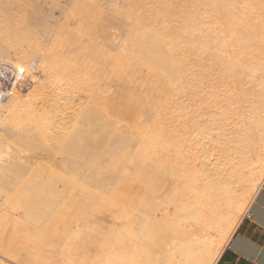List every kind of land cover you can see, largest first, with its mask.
<instances>
[{
  "label": "bare ground",
  "instance_id": "bare-ground-1",
  "mask_svg": "<svg viewBox=\"0 0 264 264\" xmlns=\"http://www.w3.org/2000/svg\"><path fill=\"white\" fill-rule=\"evenodd\" d=\"M0 63L14 82L1 126L28 77L35 106L72 109L32 138L9 123L26 153L0 138V170L21 166L0 196L27 222L0 227V255L17 234L76 228L84 264L217 263L264 183V0H0Z\"/></svg>",
  "mask_w": 264,
  "mask_h": 264
},
{
  "label": "rangeland",
  "instance_id": "rangeland-1",
  "mask_svg": "<svg viewBox=\"0 0 264 264\" xmlns=\"http://www.w3.org/2000/svg\"><path fill=\"white\" fill-rule=\"evenodd\" d=\"M34 10H35V14L36 15H38V14H40L42 11H44L45 13H47L48 12V9L46 10H38V8H35V7H32ZM32 8H30V10L32 9ZM31 10V11H29V12H31V13H33L34 14V10ZM17 10H20L19 9V7L18 8H16V12H14V14H16L17 13ZM29 10V9H28ZM40 12H38V11ZM28 13H26V15H27ZM32 14V15H33ZM59 14V12H56L55 13V17H60V15H58ZM29 15H30V13H29ZM33 16H35V15H33ZM27 17H28V15H27ZM13 52H12V50H11V53H10V56H12L11 58H12V61H14L15 62V58L13 59V57H14V53L12 54ZM27 81L25 82V84H23V86L21 87L22 89H20V91H21V93H22V96H24L25 97V99H24V97L22 98L23 100H25V104L19 109V111H18V113L14 116V121H13V118H12V120H11V118H10V120L8 119V120H5V121H3L2 123L4 124V125H0V138H7L6 140L4 139V142H3V144L5 143H7L6 145H5V147L7 146V147H13L14 149H15V151H19V152H23V149L21 150V148L23 147V148H25V147H27L28 146V148H26V149H24V153H26V152H28V151H30V149H29V144L27 143L26 144V142L27 141H25V140H23V141H19V143L17 144V142H15V143H11V144H14V145H11L10 144V142L13 140H11V139H9V138H12V137H14V138H25L26 137V135L27 136H29V137H26V138H32L31 137V135H32V133L33 132H35L34 130H36V124H34V123H37V121L39 120V118H45L46 117V119L48 118H50V116H51V118L54 116V117H56V118H58L59 120L62 118V117H68L69 116V114L71 113V111H72V109L70 108V106H68V105H61V107L60 106H48V107H45V109H41V107H37V106H39L38 105V103H39V101H37V99L35 98V100H32L31 99V97L30 96H32V92L34 91V84L31 82V80H30V77H28L27 79H26ZM30 80V81H29ZM47 84V87H46V89H47V91H49L50 90V88L51 89H53V85H52V83H49L48 81L46 82ZM26 86V87H25ZM51 86V87H50ZM23 87H25V88H23ZM28 87V88H27ZM32 92H31V91ZM26 93H28V94H26ZM29 93H31V94H29ZM25 95H27V96H25ZM41 97V96H40ZM34 99V98H33ZM10 102L11 100H8V99H6L4 102H3V104H5L6 102ZM65 104V103H64ZM35 105H37V106H35ZM63 106V107H62ZM53 107V108H52ZM67 107V108H66ZM48 108H49V110L50 109H52L51 111H49L48 110ZM36 109V110H35ZM40 109V110H39ZM48 110V112H47V110ZM57 109H58V111H57ZM31 111L30 113H28V111ZM44 110H45V113H44ZM27 111V113H25ZM33 111V112H32ZM42 111H43V113H42ZM57 112V113H56ZM70 112V113H69ZM21 113V115L22 114H24L25 115V117L27 118V120H28V123H26L27 121H25L26 120V118L24 117V115H22V116H20L19 114ZM36 113V114H35ZM41 113H42V116H41ZM56 113V114H55ZM48 114L50 115V116H48ZM59 114V115H58ZM67 114V115H66ZM18 115V116H17ZM36 116L35 118H33L34 116ZM44 115V116H43ZM62 115V116H61ZM48 116V117H47ZM18 117H20L19 118V120H18ZM21 117H24V120H22V118ZM29 117V118H28ZM61 117V118H60ZM17 119V120H16ZM34 119V120H33ZM38 119V120H37ZM15 120H16V123H15ZM7 121H10V122H7ZM23 121V122H22ZM34 121V122H33ZM6 122V123H5ZM20 122H21V124H20ZM33 122V123H32ZM1 123V124H2ZM9 123H13V126H15V127H18L20 130L21 129H23V130H21V133H20V135L18 136H12V134L10 135V133L8 132L9 131ZM22 123H23V125L25 126V128H24V126H22ZM20 124V126H18ZM27 126H26V125ZM28 124H31V126H29L28 127ZM7 125V126H6ZM10 125H12V124H10ZM6 127H8V129L6 128ZM31 128H33V129H31ZM7 130V131H6ZM28 130V131H27ZM32 130V131H31ZM25 131H27V133L25 132ZM53 131V132H52ZM56 131V129L55 128H53L52 130H51V132H50V134H49V136H53L54 134V132ZM7 132H8V134H7ZM24 134H23V133ZM28 132H29V134H28ZM37 132V131H36ZM52 133V134H51ZM7 134V135H6ZM35 134V133H34ZM33 134V135H34ZM8 135H10V137H8ZM21 135H23L22 137H21ZM25 135V136H24ZM12 136V137H11ZM8 139H9V142H8ZM6 141V142H5ZM20 142H21V144H20ZM23 142H25V143H23ZM3 144H0V146L2 147V146H4ZM17 144V145H16ZM25 145V147H24V145ZM19 146V149L17 148V147ZM6 147V148H7ZM16 147V148H15ZM21 147V148H20ZM6 149H4V147H2L1 148V150H0V152L1 151H5ZM25 150H26V152H25ZM57 151H60V154L59 155H61V156H66V155H68L65 151H61V150H57ZM74 154V152H72V154H71V152H70V155H73ZM72 158H73V156H72ZM105 158H102L101 160H100V164H104L105 163ZM3 169L5 168V167H3V166H1ZM0 167V168H1ZM16 167V168H15ZM17 167H21L20 165L18 166H13L12 168H13V170H11V168H7V169H5V170H0V180H4V179H6V177L8 176V174H9V176H11V175H13V174H15L17 171H19V169L17 170ZM8 169H10V170H8ZM6 170H8V174H7V171ZM16 170V171H15ZM10 171V172H9ZM20 172H21V168H20ZM25 171H22V173H24ZM7 174V175H6ZM8 176V177H9ZM76 190V192L79 194L80 192V190L81 189H79V188H75ZM79 190V191H78ZM74 192V191H73ZM76 192H74L73 193V195L75 196V195H77V193ZM6 196V194H3L2 196H0V227H4L5 225H6V222L8 221V220H10V219H13V217H14V219L13 220H16L17 219V221L19 220V223H27V222H25V220H26V218H25V215L24 214H22V212L19 210V211H12V207L14 208V206L17 208H19V207H21V206H18V205H20V204H18L17 205V201H16V198L18 199V197H17V195L15 194V193H10V194H7V196ZM15 196V197H14ZM69 198V197H68ZM68 198H64V202H66V200H68ZM73 198V197H72ZM7 201V203H5ZM70 201V200H69ZM9 202V203H8ZM37 202V200L35 199H30V200H28V203L24 206V207H26V208H28V209H36L37 208V205H38V203H36ZM6 205H5V204ZM9 206H8V205ZM14 206H13V205ZM17 205V206H16ZM11 206V208H9ZM57 206H58V208H56L55 209V212H57L58 211V209H59V203L57 202ZM2 212V213H1ZM4 212V213H3ZM7 212V213H6ZM10 212H11V214H10ZM13 212V213H12ZM246 215V214H245ZM244 215V216H245ZM23 216V217H22ZM16 218V219H15ZM24 218V219H23ZM40 218V219H39ZM35 222H36V224H38L37 223V221L39 222V224L37 225V226H39V227H41V228H43V227H45L46 226V224H47V222L49 221L48 220V218H47V216L46 217H39ZM244 218V217H243ZM2 225V226H1ZM61 229L63 228V226H59ZM77 229L75 228L74 229V231L71 233V236H67V235H70V233L68 234V233H66L65 232V234H64V232H63V234H56L55 236L54 235H50V236H46V237H43L42 239H39V238H32V237H29V235L28 234H23V233H20V234H17L16 235V237H14L13 238V241L16 243V244H18L15 248H12V249H7L6 250V255L5 254H1L0 255V264H62V262H60L61 260V257H60V253H61V251L64 249L65 250V245L67 244V241L68 240H71L70 238H74L73 239V242L75 243L74 244V247L71 249V250H69V256H66V257H64L63 258V260H65V262H64V264H84V262H87L88 261V257L90 256L89 255V252H87L86 251V249H88V247H86V245L88 246V244H89V235L88 236H86L87 235V231L85 232V230H78V231H76ZM84 232V233H83ZM67 234V235H66ZM77 235H79L78 237H76ZM76 238V239H75ZM66 239H68V240H66ZM82 246H84L83 248H82Z\"/></svg>",
  "mask_w": 264,
  "mask_h": 264
},
{
  "label": "crops",
  "instance_id": "crops-1",
  "mask_svg": "<svg viewBox=\"0 0 264 264\" xmlns=\"http://www.w3.org/2000/svg\"><path fill=\"white\" fill-rule=\"evenodd\" d=\"M216 264H264V183Z\"/></svg>",
  "mask_w": 264,
  "mask_h": 264
},
{
  "label": "built area",
  "instance_id": "built-area-1",
  "mask_svg": "<svg viewBox=\"0 0 264 264\" xmlns=\"http://www.w3.org/2000/svg\"><path fill=\"white\" fill-rule=\"evenodd\" d=\"M13 72L5 63H0V102L3 103L7 99V92L14 86V82H10ZM26 80H24L25 84Z\"/></svg>",
  "mask_w": 264,
  "mask_h": 264
},
{
  "label": "snow or ice",
  "instance_id": "snow-or-ice-1",
  "mask_svg": "<svg viewBox=\"0 0 264 264\" xmlns=\"http://www.w3.org/2000/svg\"><path fill=\"white\" fill-rule=\"evenodd\" d=\"M21 71H23V69H21Z\"/></svg>",
  "mask_w": 264,
  "mask_h": 264
}]
</instances>
